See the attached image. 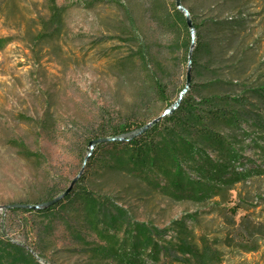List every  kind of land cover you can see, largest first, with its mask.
Wrapping results in <instances>:
<instances>
[{
  "label": "rangeland",
  "instance_id": "rangeland-1",
  "mask_svg": "<svg viewBox=\"0 0 264 264\" xmlns=\"http://www.w3.org/2000/svg\"><path fill=\"white\" fill-rule=\"evenodd\" d=\"M171 2L175 0H0V205L60 196L82 167L104 160L91 141L111 138V131L127 122L148 124L179 97L187 53L196 39L187 46L186 34L162 25ZM180 2L192 11L203 43L211 48V53L197 55L199 66L190 69L189 89L209 81L205 66L214 61L217 67L218 60L228 67L223 73L238 74L247 89L264 82V0ZM232 37L235 41L224 42L221 53V40ZM140 48L144 61L136 54ZM122 60L130 62L128 70L120 66ZM155 80L163 83L162 96ZM253 103L264 116V105ZM242 131L250 136L243 138ZM242 131L236 134L244 140L242 162L263 169L259 147L264 137L251 136L255 130L247 125ZM109 141L113 139L102 144ZM80 187L123 221L164 230L165 241L174 237L173 223L184 221L197 239L204 236L222 251L217 264H264L259 234L264 231V174L200 204L173 201L158 190L147 196L145 182L110 171ZM85 208L76 220L60 208L46 216L16 212L6 218L0 209V237L19 243L38 264H113L109 257L123 237L102 225L95 210L91 214ZM190 215L200 220L192 221ZM224 235L242 246H227ZM166 251H160L161 261L173 254ZM5 254L14 255L7 245L0 248V264ZM17 256V264H26Z\"/></svg>",
  "mask_w": 264,
  "mask_h": 264
},
{
  "label": "trees",
  "instance_id": "trees-1",
  "mask_svg": "<svg viewBox=\"0 0 264 264\" xmlns=\"http://www.w3.org/2000/svg\"><path fill=\"white\" fill-rule=\"evenodd\" d=\"M186 9L191 17L194 39H196L190 60V69L195 72L199 66L197 55L203 50L211 53V48L203 43V35L198 30L199 26L193 21L192 11ZM166 12L165 19L161 21L162 25L186 34L187 46L190 45L191 34L189 35L186 17L172 2L167 5ZM126 14L129 16L127 9ZM215 22L217 26L226 25L224 22ZM221 41L220 52L222 53L225 48L224 42L232 43L235 37ZM136 54L139 59L145 60L146 54L143 48L136 50ZM125 58L129 56L126 55ZM122 61L120 66L128 70L130 62ZM209 63L205 66L206 72L210 75L209 81L198 85L192 84L173 112L159 118L151 128L131 139L113 140L106 144L97 143V148L103 152L101 157L104 160L100 159L101 161L95 165L88 164L74 185L75 190H71L61 201L46 209H7L5 218L16 212L46 216L55 213L56 208H60L67 213L69 219L76 220L80 217L83 206L86 207L84 211H89L91 214L95 210V215L101 218L99 222L107 229L122 235L121 243L109 257L113 264L219 263L222 260L220 257L223 255L222 251L210 246L208 239L204 236L202 239H197L192 229L185 226L184 221L173 223L174 237L165 241L164 230L161 232L152 226L123 221L119 213H116V217L114 213L108 212L105 207L96 203L93 193L80 187L95 176L101 177L102 174L110 171L145 182L147 191L143 193L147 196L158 190L170 200L192 201L200 204L217 197L223 190H231L234 184L244 182L252 175H263L264 167L258 169L254 163H252L253 166H249L248 163L242 162L239 151H242L244 140L238 139L236 134L242 131L243 125H247L255 130L251 136L263 140L264 116L259 114L261 110L255 108L253 101L264 105V82L258 87L247 89L244 82L243 84L240 82L242 78L238 74L233 73L234 76H232L230 72L223 73L228 67L219 63V60L217 67L216 62ZM163 87L162 81L155 80L154 88L159 96L164 94ZM151 88L153 90V82L150 85ZM175 101H169L167 108ZM144 125L145 123L127 122L119 129L112 130L109 137L116 138L122 134L131 133ZM241 135L243 138L246 135L250 136L243 131ZM107 146L109 147L105 150ZM259 148L264 151V146ZM80 198L83 200L81 206ZM48 200L50 198L32 204L37 205ZM21 204L31 205V202ZM190 217L195 222L200 220L198 215H190ZM0 233H3L1 225ZM259 234L264 240V231ZM159 240H163L162 245H159ZM223 240L227 241V246H231L232 243L235 248L242 246L235 243L228 235H224ZM214 243L217 245L219 241ZM4 245L9 246L14 255L5 254L1 264H17L19 254L27 259L26 264H38L19 243H12L0 237V248ZM161 250L164 254L166 250L173 251V254L172 256L164 255L165 259L161 261Z\"/></svg>",
  "mask_w": 264,
  "mask_h": 264
},
{
  "label": "water",
  "instance_id": "water-1",
  "mask_svg": "<svg viewBox=\"0 0 264 264\" xmlns=\"http://www.w3.org/2000/svg\"><path fill=\"white\" fill-rule=\"evenodd\" d=\"M175 4H176V8L179 12H182L184 17H186V23L189 29V32L192 34L191 36V40L194 39V27L192 25L191 19L189 17L188 11L187 9L182 5V2H180V0H175ZM193 44L190 45V49L188 52V56H187V64H188V69L186 72V83L185 86L183 87V90L179 93V97L178 99L171 105L169 106L160 117L153 119L150 123L145 124L144 126L138 128L136 131H133L131 133H127V134H122V136L120 137H116V138H106V139H99V140H95V141H91V144H97V143H102L106 140H118V141H122L123 139H131L135 136H137L138 134L142 133L143 131L151 128V126L153 125V123H155L159 118L167 116L168 114H170L171 112H173V110L179 105L180 101L182 100L184 94L186 93V91L189 89V86L191 84V79H190V60H191V56H192V50H193ZM84 167H82V169L78 172V174L76 175V178L73 180L71 187L62 192V194L58 197H54L53 199H50L44 203H40L37 205H26V204H21V203H15L12 205H0V209L7 211V209H15V208H21V209H46V207H49L51 205H54L56 203H58L59 201L62 200V198L70 193V190L74 187V185L77 183L78 179L81 177L82 173L84 172Z\"/></svg>",
  "mask_w": 264,
  "mask_h": 264
}]
</instances>
